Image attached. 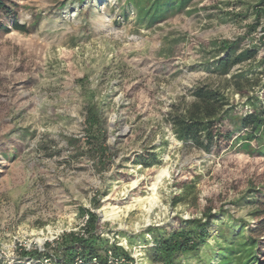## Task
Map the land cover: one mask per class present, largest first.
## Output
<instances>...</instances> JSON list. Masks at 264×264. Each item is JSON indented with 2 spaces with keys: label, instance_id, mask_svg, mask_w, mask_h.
I'll use <instances>...</instances> for the list:
<instances>
[{
  "label": "rangeland",
  "instance_id": "rangeland-1",
  "mask_svg": "<svg viewBox=\"0 0 264 264\" xmlns=\"http://www.w3.org/2000/svg\"><path fill=\"white\" fill-rule=\"evenodd\" d=\"M124 1L69 0L50 13L54 0H27L42 11L38 27L0 35L2 264L39 262L31 254L63 232L81 231L86 209L99 214L98 232L127 244L135 259L128 264H149L146 246L139 237L129 245L119 232L132 236L151 225L174 223L177 217L201 216L207 199L214 200L213 212L221 210L219 216H225L221 228L232 224L264 237L252 215L257 201L251 200L255 192L250 189V180L264 170V162L259 163L264 157L233 148L214 155L184 144L169 121L171 111L192 103L196 87L225 88L224 77L210 65L214 53L207 52H215L213 40L243 37L241 47L264 42V18L255 31L248 29L257 0H193L191 13H176L152 28L136 22L134 7L124 20ZM220 10L243 15L227 19ZM18 19L29 23L31 10H19ZM260 47L258 58L264 54V45ZM82 78L102 104L114 154L108 167L78 148L85 141ZM256 82L255 91L264 100V75H257ZM226 92L240 108L245 105L233 88ZM145 154H156L158 161L141 164ZM162 168L169 173L156 198L137 201L152 196L149 188ZM181 179L191 180L193 191L175 204ZM112 207L119 217L105 216ZM218 228L200 258H190L192 264L213 258L211 246L216 237L222 240ZM223 231L228 237L229 231ZM147 238L152 244L149 234Z\"/></svg>",
  "mask_w": 264,
  "mask_h": 264
},
{
  "label": "trees",
  "instance_id": "trees-1",
  "mask_svg": "<svg viewBox=\"0 0 264 264\" xmlns=\"http://www.w3.org/2000/svg\"><path fill=\"white\" fill-rule=\"evenodd\" d=\"M25 1L27 0H0V35L11 29L30 33L38 27L42 20V11L33 9ZM68 1L54 0L50 13H54L55 9L62 10ZM74 1L83 3L86 0H70V2ZM192 1L125 0L120 15L124 20L129 18V8L134 7L136 22L144 28H152L176 13L184 10L191 13ZM251 7L254 21L248 24L249 33L261 25V19L264 18V0H257ZM21 9L31 10L32 19L29 23L19 21L18 15ZM219 15L231 19L232 16L240 17L243 14L220 10ZM262 29L264 31V26ZM243 39L240 37L235 40L223 39L211 42L215 52H207L211 55L214 53L213 57L211 56L214 60L210 65L214 66V71L220 77H224L225 88L207 85L196 87L192 93L194 98L192 103L186 108L171 111L169 121L175 137L184 144L191 143L214 155L220 154L224 149L233 148L263 158L264 100L257 94L255 87L258 85L257 75H264V54L258 58L260 45H264V42L259 39V44L253 43L241 47ZM243 64H246L243 68L232 71L235 66ZM258 66L259 72L256 71ZM227 75L229 78H226ZM86 81L87 78L80 80L86 103L85 141L84 145L81 144L78 148L80 147L81 153L97 159L103 167H108L114 154L107 143L106 119L102 104L96 100L95 91L86 88ZM230 87L243 100L245 99V105L241 108L228 96L226 89ZM72 140L78 142L77 139L71 138ZM145 155H140V161L147 167L158 161L156 154H151L152 157L149 154ZM263 162L264 159L259 163ZM263 175L264 170L250 180V189L255 192L251 200L257 201V207L252 215L259 230H264V178L261 179ZM189 181L191 180L181 179L177 183L181 192L175 197V204L191 196L193 187L188 184ZM237 201L239 202L240 199ZM215 208L214 200L207 199L201 216L186 219L177 217L174 223L151 225L137 235L128 236L124 232L119 233L125 235L131 246L137 237L140 238L139 240L146 246L144 258L149 264H192L190 258H200L202 250L210 247V239L214 236L216 227H219L217 231L222 235V240L216 237L215 246H211L213 258H216L215 264H264V237L262 235L255 237L241 226L238 231L237 226L230 227L232 224L221 228L225 216H219L221 210L213 212ZM84 212L86 222L82 230L63 232L53 242H46L44 250L37 249L31 254H37L39 262L35 264H48L44 263V260L49 264H128L135 260L128 250L117 244L116 240L111 242L102 232H98L100 221L97 212L90 209ZM223 229L229 231L228 237H224ZM148 234L151 236L152 244L147 238ZM109 250L112 251L117 262H109L107 254ZM28 253L24 252V254ZM213 258H209L208 261L202 260L201 263L197 261L195 264H210Z\"/></svg>",
  "mask_w": 264,
  "mask_h": 264
},
{
  "label": "bare ground",
  "instance_id": "bare-ground-1",
  "mask_svg": "<svg viewBox=\"0 0 264 264\" xmlns=\"http://www.w3.org/2000/svg\"><path fill=\"white\" fill-rule=\"evenodd\" d=\"M169 171L167 168H162L155 177V180L152 182L151 186H150V191L152 196H146V197H139L137 199V201H143V200H150V202H152V200H154L156 198V193L157 190L159 188V185L161 184L163 178H165L168 175ZM105 216L106 217H110V216H115V217H119V213L117 210V207H112L110 210H107L105 212Z\"/></svg>",
  "mask_w": 264,
  "mask_h": 264
},
{
  "label": "built area",
  "instance_id": "built-area-1",
  "mask_svg": "<svg viewBox=\"0 0 264 264\" xmlns=\"http://www.w3.org/2000/svg\"><path fill=\"white\" fill-rule=\"evenodd\" d=\"M85 217H86V216H84V219H85ZM85 222H86V220H84V223L82 224L83 226L85 225ZM113 241H114V240H112L111 242H113ZM117 244L120 245V246H122V247H124L125 249H128L127 244H124V243H118V242H117ZM107 254H108L109 262H110V263L117 262V259H115V257L113 256L112 251L109 250V251L107 252ZM28 263H29V262H28Z\"/></svg>",
  "mask_w": 264,
  "mask_h": 264
}]
</instances>
